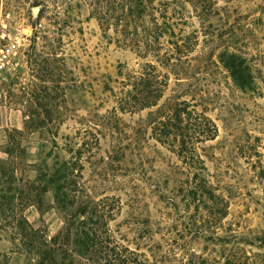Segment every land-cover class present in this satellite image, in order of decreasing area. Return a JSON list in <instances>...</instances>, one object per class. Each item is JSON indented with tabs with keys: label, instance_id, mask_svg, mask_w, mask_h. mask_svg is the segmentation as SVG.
I'll list each match as a JSON object with an SVG mask.
<instances>
[{
	"label": "rangeland",
	"instance_id": "rangeland-1",
	"mask_svg": "<svg viewBox=\"0 0 264 264\" xmlns=\"http://www.w3.org/2000/svg\"><path fill=\"white\" fill-rule=\"evenodd\" d=\"M145 1L137 26L122 0H0V264H264V0H210L204 18L195 0ZM225 48L245 58L248 89L219 62ZM145 62L164 94L123 110L125 73ZM167 98L215 123L197 144L203 170L153 137L148 111ZM63 162L65 208L50 182ZM85 200L103 201V251L80 243Z\"/></svg>",
	"mask_w": 264,
	"mask_h": 264
},
{
	"label": "trees",
	"instance_id": "trees-1",
	"mask_svg": "<svg viewBox=\"0 0 264 264\" xmlns=\"http://www.w3.org/2000/svg\"><path fill=\"white\" fill-rule=\"evenodd\" d=\"M122 1L123 5L128 9V14L122 18L123 22L127 23L128 19L132 18L131 21L137 20L138 26V20H141L143 15L147 14L148 6L146 1ZM208 1L210 2V0H195L191 3L193 9L199 13L202 18H204V16L208 17L214 13L216 14L218 11L217 9L212 11L211 2L208 3ZM141 24L143 31H145L144 36L147 34L152 37L150 23L145 22ZM135 34L137 35V33ZM217 58L222 66L230 72L233 80L241 89H248L250 87L251 73L249 66L245 63V58L235 51H230L228 48L221 51L217 55ZM124 79L130 88L124 92L120 101V107L123 110L150 109L155 106V102L164 94L165 79L158 74L155 65L151 62H145L144 65L141 66L140 71L132 70L126 72ZM146 121L150 126L153 137L157 141L167 144L185 164L193 167L198 165L196 168L200 170L204 169L201 166L202 160L197 152V144L212 139L217 132L215 123L207 115L205 110L197 109V105L189 100L167 98L164 103L155 110L148 111ZM27 127L29 128L28 125ZM1 163L0 160V174L4 176V168ZM67 168H69V162H63L62 165H59L54 170L50 179V182L55 184L57 193L56 199L61 203L62 208H65L64 206L67 203L72 206L76 196L74 193H71L72 191L70 187H68L69 173L65 175ZM206 192L210 194V197H208L209 200L219 199V197H215L211 191L206 190ZM89 203L88 200L81 202L79 205L80 208L78 209V214L81 216L85 217L87 214L88 217L89 215L88 222H81L83 229L80 230L82 236V241L80 243L85 247L86 251H103V240L100 239V236L97 235L96 230L92 227L96 225L98 221H91V218L94 216L98 217L99 220L103 218V201L94 203L90 208L88 206ZM3 209V203L0 202V218L5 216L2 211ZM71 221L70 219L66 221V226L64 228L65 237L71 232ZM25 222V220H21L19 226L22 228ZM88 224L91 226H88ZM59 237L60 235L53 237L50 243L53 244ZM259 241L263 244L262 240ZM44 244H47L48 248L41 249V251H45L42 257L43 260L53 262L54 252L51 251H56L57 249L54 248L53 245L51 246L47 240L44 241Z\"/></svg>",
	"mask_w": 264,
	"mask_h": 264
}]
</instances>
